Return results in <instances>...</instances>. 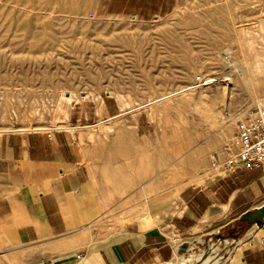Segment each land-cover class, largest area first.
I'll return each mask as SVG.
<instances>
[{
    "label": "rangeland",
    "instance_id": "rangeland-1",
    "mask_svg": "<svg viewBox=\"0 0 264 264\" xmlns=\"http://www.w3.org/2000/svg\"><path fill=\"white\" fill-rule=\"evenodd\" d=\"M257 101L264 0H0V133L179 124L199 141L234 131ZM244 232L191 244L173 264L215 246L225 263Z\"/></svg>",
    "mask_w": 264,
    "mask_h": 264
},
{
    "label": "crops",
    "instance_id": "crops-1",
    "mask_svg": "<svg viewBox=\"0 0 264 264\" xmlns=\"http://www.w3.org/2000/svg\"><path fill=\"white\" fill-rule=\"evenodd\" d=\"M160 128L0 133V264H173L241 229L222 264H264V169L211 162L225 160L236 125L199 141Z\"/></svg>",
    "mask_w": 264,
    "mask_h": 264
},
{
    "label": "built area",
    "instance_id": "built-area-1",
    "mask_svg": "<svg viewBox=\"0 0 264 264\" xmlns=\"http://www.w3.org/2000/svg\"><path fill=\"white\" fill-rule=\"evenodd\" d=\"M222 152L226 155L219 162L217 154L211 156L216 168L264 169V102H255L248 110L241 113L236 125V140L233 144H225ZM264 246V239L262 240Z\"/></svg>",
    "mask_w": 264,
    "mask_h": 264
},
{
    "label": "bare ground",
    "instance_id": "bare-ground-1",
    "mask_svg": "<svg viewBox=\"0 0 264 264\" xmlns=\"http://www.w3.org/2000/svg\"><path fill=\"white\" fill-rule=\"evenodd\" d=\"M227 242H230L231 243L232 241H229L228 240ZM212 248H213V245H212ZM212 251H213V254H207L206 256H202V254L199 255L198 258H197V261L198 262L197 261H195V262H188L186 264H222L224 261L223 262L221 261L222 254H220V248H219V246H215L212 249ZM182 259L183 258H181V256L179 255V258L177 260L178 263H180L182 261ZM177 261H176V263H177Z\"/></svg>",
    "mask_w": 264,
    "mask_h": 264
},
{
    "label": "water",
    "instance_id": "water-1",
    "mask_svg": "<svg viewBox=\"0 0 264 264\" xmlns=\"http://www.w3.org/2000/svg\"><path fill=\"white\" fill-rule=\"evenodd\" d=\"M264 212V209H262L261 213ZM253 214L252 213H248L247 217H250L252 216Z\"/></svg>",
    "mask_w": 264,
    "mask_h": 264
}]
</instances>
